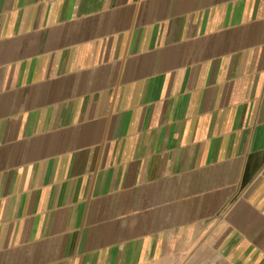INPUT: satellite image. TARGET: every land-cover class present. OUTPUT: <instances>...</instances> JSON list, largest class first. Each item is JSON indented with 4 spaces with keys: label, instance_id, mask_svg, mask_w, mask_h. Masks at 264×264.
Wrapping results in <instances>:
<instances>
[{
    "label": "crops",
    "instance_id": "1",
    "mask_svg": "<svg viewBox=\"0 0 264 264\" xmlns=\"http://www.w3.org/2000/svg\"><path fill=\"white\" fill-rule=\"evenodd\" d=\"M0 264H264V0H0Z\"/></svg>",
    "mask_w": 264,
    "mask_h": 264
}]
</instances>
